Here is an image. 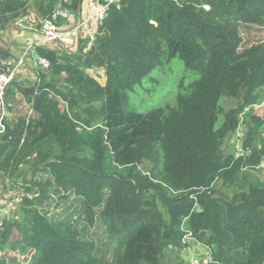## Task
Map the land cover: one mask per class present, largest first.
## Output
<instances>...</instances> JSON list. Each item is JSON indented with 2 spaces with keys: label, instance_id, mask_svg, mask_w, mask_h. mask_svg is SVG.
Masks as SVG:
<instances>
[{
  "label": "trees",
  "instance_id": "trees-1",
  "mask_svg": "<svg viewBox=\"0 0 264 264\" xmlns=\"http://www.w3.org/2000/svg\"><path fill=\"white\" fill-rule=\"evenodd\" d=\"M58 1L35 3L42 19ZM83 1L66 7L77 13ZM32 13L25 0H0V31L21 14L35 24ZM252 25L264 27V0H118L88 50L34 47L50 68L35 81L14 78L4 97L9 114L25 102L30 112L7 115L0 174L18 184L26 164L33 179H21L20 208L4 218L0 245L19 237L0 264H169L168 251L186 264V233L218 264H264V182H244V170L264 168V120L250 112L263 101L264 44L240 52L239 29ZM176 59L199 78L175 105L128 110L129 93ZM224 98L237 105L225 111ZM238 135L245 154L238 140L226 153ZM52 196L74 197L85 223L105 230L110 259L86 228L41 212Z\"/></svg>",
  "mask_w": 264,
  "mask_h": 264
},
{
  "label": "rangeland",
  "instance_id": "rangeland-1",
  "mask_svg": "<svg viewBox=\"0 0 264 264\" xmlns=\"http://www.w3.org/2000/svg\"><path fill=\"white\" fill-rule=\"evenodd\" d=\"M27 2V7L33 11V8L37 9L38 5L35 4L40 0H25ZM22 18V17H21ZM20 20L17 18L13 25L16 27V22ZM24 23V22H23ZM27 27H29L26 23H24ZM19 27V26H18ZM239 33L243 39V43L240 49V52L244 50L256 46L264 44V27L260 26H241L239 29ZM11 39H9V44ZM2 47L0 46V51ZM7 50V47H6ZM7 52L6 58L10 56V53ZM30 52V51H29ZM5 58H0V63ZM9 60V59H8ZM27 58L24 63L18 66L17 61L13 66L8 64L6 67H0V73L7 72L9 69L15 70L14 78L17 80H26L23 79L22 76L33 78L36 80L38 76L37 70L34 68V61L32 63H26ZM7 61V60H3ZM7 63V62H6ZM11 66V67H10ZM36 72V76L32 75V72ZM93 72V71H91ZM97 77L99 83L104 86L105 79L103 74L100 72H94ZM199 78V74L197 72H189L186 71L183 65V62L176 59L172 61L170 64L157 68L152 73H150L139 85L136 86L133 92L129 93L128 100V110H135L139 113H151L157 110L159 107H167L174 106L176 102V97L181 93V86H188L193 80ZM58 80V79H57ZM262 104L257 105L251 108L250 112L259 116L264 120V91ZM237 105V102L224 98L222 102L223 109L229 110L234 108ZM30 110L27 103H23L18 106L15 110L10 111V116L15 115V117H19L21 115L29 114ZM242 133H245V126L242 124ZM264 141V133L258 139V144L260 145ZM225 152L228 154H233L235 152V145L232 142V139L228 140L225 146ZM21 168L25 171L27 169V174L24 177L27 178V181L32 180V174L30 172L31 167L29 165H22ZM246 172V188L250 185V183L255 182H264V168L262 169H247L244 170ZM19 173H16L18 175ZM24 177L18 178L19 183L16 184L15 181L17 179L11 178L8 174H0V195L2 196V203L4 207L3 215L13 216L18 212L21 202H17V199L22 198V192L24 191L21 187L22 185H26L22 180H25ZM22 179V180H21ZM222 183H218V188L225 194L230 195L232 189L224 188L221 186ZM81 206H78V201L72 197L67 200H60L57 196H52V200L45 203L41 208V212L49 213V217H56L60 222H66L72 227H76L79 230L87 229L86 234L84 235L85 239L91 241L97 245V254L103 259H110L112 255L113 246L111 245L108 237L106 235L105 230L102 227L95 226L92 227L85 223L83 216L81 214ZM3 216V217H4ZM19 237L18 232H14L11 242L8 245H0V254L1 256L14 257V253L10 252L11 245ZM186 241H189L187 247L181 252V257L184 260H188L193 252L194 256H198L201 252L202 246L200 242L194 240H184V244ZM168 259L166 260L169 264H177L180 262L179 257L176 256L175 252L168 251V255H166ZM187 262V261H186Z\"/></svg>",
  "mask_w": 264,
  "mask_h": 264
},
{
  "label": "built area",
  "instance_id": "built-area-1",
  "mask_svg": "<svg viewBox=\"0 0 264 264\" xmlns=\"http://www.w3.org/2000/svg\"><path fill=\"white\" fill-rule=\"evenodd\" d=\"M113 1L118 0H105L103 3L101 0H90L88 5L90 10L92 11V15L90 18L86 21H82L80 24H78L75 28L69 31H65L61 28V25H58V22L60 20H63V22H66L70 16L71 12L67 9L66 5L70 3V0H59L53 9L52 15L50 18L44 19L41 21V27L38 29L36 28L35 31L39 33L40 35H43L44 39L40 44H35L34 47H37L38 45H45L46 43H54L60 40L61 42H65L67 39H78L80 33L85 28L89 27V24L92 20L96 21L98 23V27L103 24L104 19L106 17L108 6L111 3H115ZM17 27L24 28L23 22H18ZM95 35L92 34L88 38L90 43L92 44L95 41ZM34 47L29 46L27 48V52L33 51ZM26 52V53H27ZM26 53L23 54V56L19 59L18 66L22 65L26 59ZM35 61H34V68L36 70H48L50 68V62L38 56L35 53ZM15 70L9 69L7 72H3L0 74V134L4 133L6 130V118L8 115V111L6 109L5 104V91L8 85L11 83V81L14 79ZM245 154V150L243 148V144L240 140V135H238V142H237V156H243ZM21 199H17V202H20ZM4 207L2 203V196L0 195V234L4 231V218L3 215ZM4 216V217H3ZM184 240H194L192 234L187 233ZM188 244L189 241H186ZM205 249V253L203 255L194 256V254L191 252V257L185 261L186 264H218L213 260L211 251L207 247H203Z\"/></svg>",
  "mask_w": 264,
  "mask_h": 264
},
{
  "label": "crops",
  "instance_id": "crops-1",
  "mask_svg": "<svg viewBox=\"0 0 264 264\" xmlns=\"http://www.w3.org/2000/svg\"><path fill=\"white\" fill-rule=\"evenodd\" d=\"M57 1V0H56ZM90 0H84L82 5L80 6L77 13H72L70 18L61 24V28L65 31L72 30L75 28L78 24H80L82 21H86L90 18L92 15V11L89 8ZM33 17L36 19V23L30 22L27 15H20V20H22L24 23H26L29 27H27L25 24V28H17L13 23L11 25H8L5 29L0 31V46L2 47L1 50L10 53V56L8 58L4 57L7 61L1 62V67H6L8 64H11L13 66L19 59L27 52V48L29 46H33L35 44H40L44 37L43 35L37 34L35 29L38 27L37 24L41 23L43 17L40 15L38 8H33ZM22 17V18H21ZM98 23L94 20H92L89 24L88 28H85L81 31L78 39H67L64 43L63 42H57V43H49L45 47L41 48H49L50 50H55L60 53L63 52H75L80 48H84L88 50L91 47V43L88 40L87 37H89L92 34H96L98 31ZM9 39H11V42L9 44ZM89 43L88 45H85ZM7 47V50H6ZM7 53V52H6ZM34 52L30 51L26 53V63H32L34 59ZM9 59V60H8ZM7 62V63H6ZM10 66V67H11ZM33 76H36V72L31 71ZM23 79L29 80V81H35L33 78H28L25 76H22ZM232 142L234 144L235 139H232ZM205 253V249L201 248V252L199 255H203ZM198 255V256H199Z\"/></svg>",
  "mask_w": 264,
  "mask_h": 264
},
{
  "label": "clouds",
  "instance_id": "clouds-1",
  "mask_svg": "<svg viewBox=\"0 0 264 264\" xmlns=\"http://www.w3.org/2000/svg\"><path fill=\"white\" fill-rule=\"evenodd\" d=\"M16 25H17V23H16ZM16 27H17V26H16ZM17 28H19V27H17ZM24 28H25V27H24ZM37 34H39V33H37ZM39 35H40V34H39ZM59 41H60V40H59ZM38 46H42V45H38ZM8 115H9V112H8ZM9 116H10V115H9ZM6 130H7V125H6ZM6 130H5V131H6ZM234 139H235V141H237V140H238V136H236ZM186 234H187V233H186ZM190 234H191V233H190ZM185 236H186V235H185ZM193 239H195V238H193ZM195 240H196V239H195ZM196 241H197V240H196ZM188 244H189V243H188ZM188 244H187V245H188ZM199 246H202V245H199ZM202 247H204V246H202Z\"/></svg>",
  "mask_w": 264,
  "mask_h": 264
},
{
  "label": "bare ground",
  "instance_id": "bare-ground-1",
  "mask_svg": "<svg viewBox=\"0 0 264 264\" xmlns=\"http://www.w3.org/2000/svg\"><path fill=\"white\" fill-rule=\"evenodd\" d=\"M113 2H116V1H113Z\"/></svg>",
  "mask_w": 264,
  "mask_h": 264
}]
</instances>
